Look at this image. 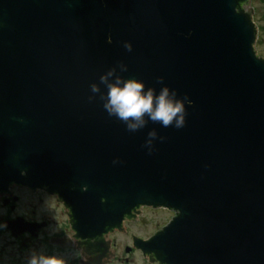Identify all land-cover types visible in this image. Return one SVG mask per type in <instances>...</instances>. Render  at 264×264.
Wrapping results in <instances>:
<instances>
[{
	"label": "water",
	"instance_id": "1",
	"mask_svg": "<svg viewBox=\"0 0 264 264\" xmlns=\"http://www.w3.org/2000/svg\"><path fill=\"white\" fill-rule=\"evenodd\" d=\"M253 11L251 0H0V195L9 182L53 193L69 229L48 241L77 248L79 264L107 261L104 234L145 222L142 205L174 211L129 234L151 262L264 264ZM117 78L174 92L184 126L145 115L129 131L103 107Z\"/></svg>",
	"mask_w": 264,
	"mask_h": 264
},
{
	"label": "flooded vegetation",
	"instance_id": "2",
	"mask_svg": "<svg viewBox=\"0 0 264 264\" xmlns=\"http://www.w3.org/2000/svg\"><path fill=\"white\" fill-rule=\"evenodd\" d=\"M5 191L9 193L0 195V264H23L24 260H30L36 252L40 251L44 253V256L55 258L61 264H79L76 263L79 258L77 248L48 241L49 237H59L63 229L64 231L69 229V223L62 212L63 206L61 202L54 201L53 193L46 194L38 187H34V191L30 192L24 184L17 187L13 182H9ZM144 206L155 207L141 206V212L137 216H144L147 219L145 222H148V218L143 213ZM160 208L167 207L160 206ZM172 212L174 213L173 210ZM130 222H136V220H124V229L121 232L128 238L129 234L138 235L129 231L128 223ZM104 236L108 238L111 255L101 264H112L118 256L116 240L112 236V230L106 232ZM124 249L128 252H139L137 248H131L130 244H125ZM152 263L159 264L157 261Z\"/></svg>",
	"mask_w": 264,
	"mask_h": 264
},
{
	"label": "clouds",
	"instance_id": "3",
	"mask_svg": "<svg viewBox=\"0 0 264 264\" xmlns=\"http://www.w3.org/2000/svg\"><path fill=\"white\" fill-rule=\"evenodd\" d=\"M131 44L126 43L125 48L131 51ZM112 73L109 72L108 75ZM101 82H106V77L101 76ZM107 100L103 107L110 116L114 115L122 122L126 123L129 131H136L145 124L144 116L147 115L153 122L159 121L162 126H175L181 128L185 124L184 102L169 96L167 87L163 88L159 95L154 96L153 89L144 90V85L134 79H129L121 83L117 78L115 83H107ZM92 91H99L96 85H92ZM187 99V97H185ZM191 104V101H187ZM134 121V122H130ZM173 121L175 124L173 125ZM155 136L154 132L149 133ZM28 264H61L55 258L43 255H33Z\"/></svg>",
	"mask_w": 264,
	"mask_h": 264
},
{
	"label": "rangeland",
	"instance_id": "4",
	"mask_svg": "<svg viewBox=\"0 0 264 264\" xmlns=\"http://www.w3.org/2000/svg\"><path fill=\"white\" fill-rule=\"evenodd\" d=\"M251 4L254 8L253 19L257 25V38L255 47L260 55H264V0H251ZM143 213L148 218V222H130L128 223V229L130 232L141 236H149L156 229L165 224L172 216L173 212L167 208L149 207L144 206ZM112 236L116 240L117 258L112 264H157L152 263L147 258L141 257L138 251H126L125 244H130L129 238L125 233L119 232L117 229L112 231ZM34 255L40 256L44 253L36 252ZM127 258V259H126ZM29 260H24L23 264H28Z\"/></svg>",
	"mask_w": 264,
	"mask_h": 264
}]
</instances>
